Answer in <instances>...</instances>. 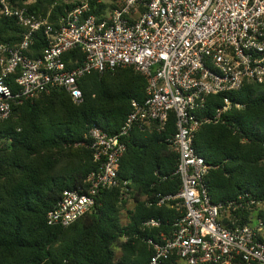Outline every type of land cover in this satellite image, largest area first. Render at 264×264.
<instances>
[{
  "label": "built area",
  "instance_id": "1",
  "mask_svg": "<svg viewBox=\"0 0 264 264\" xmlns=\"http://www.w3.org/2000/svg\"><path fill=\"white\" fill-rule=\"evenodd\" d=\"M73 4L54 25L49 14L37 16L27 6L0 0V18L25 29L20 44L0 43V123L12 117L14 107L56 89L82 103L79 82L92 73L134 68L147 78V98L132 102L118 133L90 129L98 169L85 186L63 193L47 224L74 225L98 206L106 190L121 189L131 200L130 182L119 177L128 138L134 131H162L174 117L177 131L168 143L179 155L180 189L143 200L180 215L143 223L158 230L155 238L145 239L153 250L148 264H264V197L247 193L213 204L206 184L213 167L194 147L204 125L244 108L226 97L214 114L200 116L210 96L239 92L246 83L264 84V0H121L100 15L92 13V0ZM41 31L48 46L34 58L30 49ZM72 52H82L84 59L71 58L75 67L68 68L64 58Z\"/></svg>",
  "mask_w": 264,
  "mask_h": 264
},
{
  "label": "trees",
  "instance_id": "2",
  "mask_svg": "<svg viewBox=\"0 0 264 264\" xmlns=\"http://www.w3.org/2000/svg\"><path fill=\"white\" fill-rule=\"evenodd\" d=\"M27 1L12 0L37 16L49 14L54 25L74 8V0ZM98 1L92 0V13L100 15L121 0L110 5ZM24 32L17 21L0 18V43L18 45ZM47 46L41 31L30 55L41 56ZM71 58L83 60L84 54L68 53V68L75 67ZM147 87V78L134 68L92 73L79 82L82 103L56 89L14 107L12 117L0 123V264H148L153 250L145 239L155 238L158 230L143 223L151 218L172 221L180 215L143 200L180 189L179 155L168 143L177 131L174 117L162 131H134L127 140L119 168L120 179L133 189L127 223L122 214L129 199L121 189H112L101 192L98 206L74 225L47 224L63 193L85 186L98 169L90 129L118 133L132 102L146 100ZM226 97L244 108L232 109L218 124L204 125L194 139L196 151L213 167L206 184L216 205L247 193L264 197V84L246 83L239 92L210 96L200 116L214 114ZM123 237L128 241L122 242Z\"/></svg>",
  "mask_w": 264,
  "mask_h": 264
},
{
  "label": "rangeland",
  "instance_id": "3",
  "mask_svg": "<svg viewBox=\"0 0 264 264\" xmlns=\"http://www.w3.org/2000/svg\"><path fill=\"white\" fill-rule=\"evenodd\" d=\"M113 2L116 3L115 0H102V3H104L106 5H110ZM108 11H111V9H108ZM132 207H133V201H132V199L131 200L129 199V202H128V205H127V210H124L123 214H122V222H123V224L127 223V221H128V209H131ZM114 249L116 251V255H119L120 254L119 247H115Z\"/></svg>",
  "mask_w": 264,
  "mask_h": 264
}]
</instances>
